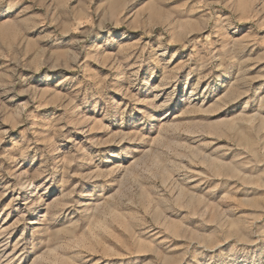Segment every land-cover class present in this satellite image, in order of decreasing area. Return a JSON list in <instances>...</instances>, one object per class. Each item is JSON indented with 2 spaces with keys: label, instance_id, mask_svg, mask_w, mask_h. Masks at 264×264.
Returning <instances> with one entry per match:
<instances>
[{
  "label": "rangeland",
  "instance_id": "rangeland-1",
  "mask_svg": "<svg viewBox=\"0 0 264 264\" xmlns=\"http://www.w3.org/2000/svg\"><path fill=\"white\" fill-rule=\"evenodd\" d=\"M0 264H264V0H0Z\"/></svg>",
  "mask_w": 264,
  "mask_h": 264
},
{
  "label": "bare ground",
  "instance_id": "bare-ground-1",
  "mask_svg": "<svg viewBox=\"0 0 264 264\" xmlns=\"http://www.w3.org/2000/svg\"><path fill=\"white\" fill-rule=\"evenodd\" d=\"M31 185L30 184H27V188L25 190V194H27V191L30 189ZM29 198V197H28Z\"/></svg>",
  "mask_w": 264,
  "mask_h": 264
}]
</instances>
